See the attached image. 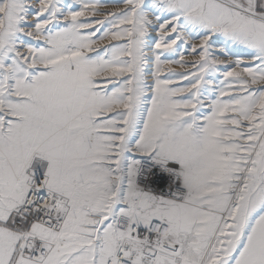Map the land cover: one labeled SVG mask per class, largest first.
Returning a JSON list of instances; mask_svg holds the SVG:
<instances>
[{
  "label": "snow or ice",
  "instance_id": "snow-or-ice-1",
  "mask_svg": "<svg viewBox=\"0 0 264 264\" xmlns=\"http://www.w3.org/2000/svg\"><path fill=\"white\" fill-rule=\"evenodd\" d=\"M0 264H264V0H0Z\"/></svg>",
  "mask_w": 264,
  "mask_h": 264
}]
</instances>
